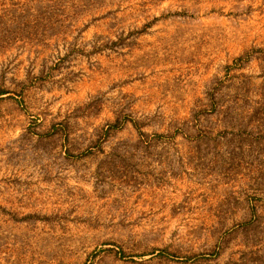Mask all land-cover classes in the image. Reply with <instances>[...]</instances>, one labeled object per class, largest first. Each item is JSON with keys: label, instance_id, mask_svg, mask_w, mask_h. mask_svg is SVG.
Listing matches in <instances>:
<instances>
[{"label": "rangeland", "instance_id": "rangeland-1", "mask_svg": "<svg viewBox=\"0 0 264 264\" xmlns=\"http://www.w3.org/2000/svg\"><path fill=\"white\" fill-rule=\"evenodd\" d=\"M0 264H264V0H0Z\"/></svg>", "mask_w": 264, "mask_h": 264}, {"label": "trees", "instance_id": "trees-1", "mask_svg": "<svg viewBox=\"0 0 264 264\" xmlns=\"http://www.w3.org/2000/svg\"><path fill=\"white\" fill-rule=\"evenodd\" d=\"M133 124L136 126V123L133 122ZM114 128H116L117 126H113Z\"/></svg>", "mask_w": 264, "mask_h": 264}]
</instances>
